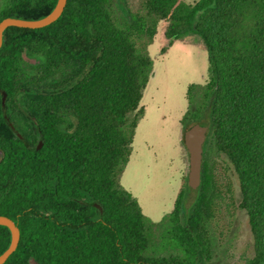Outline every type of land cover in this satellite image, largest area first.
<instances>
[{"label": "trees", "instance_id": "16d2710c", "mask_svg": "<svg viewBox=\"0 0 264 264\" xmlns=\"http://www.w3.org/2000/svg\"><path fill=\"white\" fill-rule=\"evenodd\" d=\"M56 2L1 0L0 21L41 18ZM163 21L167 45L197 33L207 50L208 78L187 87L181 124L208 132L194 198L186 179L172 210L153 222L119 178ZM37 138L42 146L29 148ZM0 150V215L20 231L3 264H217L220 156L235 171L253 238L243 264H264V0H66L48 25L8 26ZM10 239L0 225V254Z\"/></svg>", "mask_w": 264, "mask_h": 264}, {"label": "rangeland", "instance_id": "374dc122", "mask_svg": "<svg viewBox=\"0 0 264 264\" xmlns=\"http://www.w3.org/2000/svg\"><path fill=\"white\" fill-rule=\"evenodd\" d=\"M130 1L138 5L141 0ZM166 25L165 21L158 23L148 46L153 66L142 92V115L134 131L131 154L119 178L121 186L137 199L143 214L153 222L172 210L178 192L185 186L188 154L181 124L187 109L185 95L190 84H202L208 78V55L201 36L189 33L167 45ZM213 172L225 195L217 213L222 234L215 261L243 264L253 254V238L246 212L238 206V179L224 156L216 160ZM190 192L189 202L195 195L194 189Z\"/></svg>", "mask_w": 264, "mask_h": 264}, {"label": "water", "instance_id": "95a60500", "mask_svg": "<svg viewBox=\"0 0 264 264\" xmlns=\"http://www.w3.org/2000/svg\"><path fill=\"white\" fill-rule=\"evenodd\" d=\"M0 4H1V0H0ZM65 4H66V0H57L53 9L45 16L38 19H21L14 17H6L2 19L0 21V47L2 45L3 31L8 26H18V27H28V28L43 27L45 25L52 23L60 16V14L64 9ZM5 98H6V94L4 91H2L3 112L5 111ZM4 118L7 124L9 125V127L13 130V132L18 137H21L20 133L10 122L6 114L4 115ZM207 132H208V125L198 122L185 128L182 133V142L188 154L187 184L192 189H196L200 184L203 144L206 140ZM40 146H41V142L35 149H38ZM0 157H1V150H0ZM93 205L96 206L99 209L100 214H102L103 212L102 207L96 203H93ZM0 225H4L8 227L11 235L9 246L6 248L4 252L0 254V264H3L7 260L9 255L12 252H14V250L16 249L19 242L20 231L19 228L13 222V220H11L9 217L5 215H0Z\"/></svg>", "mask_w": 264, "mask_h": 264}, {"label": "flooded vegetation", "instance_id": "af4514ba", "mask_svg": "<svg viewBox=\"0 0 264 264\" xmlns=\"http://www.w3.org/2000/svg\"><path fill=\"white\" fill-rule=\"evenodd\" d=\"M2 44H3V35H2ZM2 46V45H1ZM24 55V54H23ZM23 60L25 61V62H27V63H35V60L33 59V57H28V56H23ZM1 101H2V92H1ZM5 115V114H4ZM4 115H3V118H4ZM8 117V116H7ZM28 117L29 118H33V116L32 115H28ZM9 118V117H8ZM28 118V119H29ZM4 120H5V118H4ZM9 120H10V118H9ZM6 122V121H5ZM10 122H11V120H10ZM7 123V122H6ZM12 123V122H11ZM9 126V125H8ZM14 126V125H13ZM12 130V129H11ZM13 131V130H12ZM21 135V134H20ZM19 138H22V137H19ZM41 142V146H42V143H43V141H42V139L41 138H37L36 139V141L35 142H33V144L32 145H28L29 146V148H31V149H33V150H37V149H35L38 145H39V143ZM40 146V147H41ZM39 147V148H40ZM38 148V149H39ZM2 156H3V152H2V150H1V157H0V159L2 158Z\"/></svg>", "mask_w": 264, "mask_h": 264}]
</instances>
